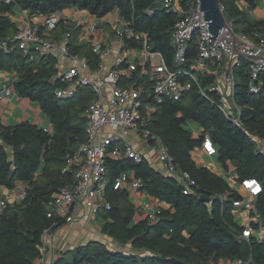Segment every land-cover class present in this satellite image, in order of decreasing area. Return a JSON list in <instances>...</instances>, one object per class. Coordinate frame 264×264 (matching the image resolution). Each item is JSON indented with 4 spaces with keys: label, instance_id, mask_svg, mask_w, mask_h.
Masks as SVG:
<instances>
[{
    "label": "trees",
    "instance_id": "1",
    "mask_svg": "<svg viewBox=\"0 0 264 264\" xmlns=\"http://www.w3.org/2000/svg\"><path fill=\"white\" fill-rule=\"evenodd\" d=\"M246 4V9L239 2ZM264 0H219L226 21L236 34H253L264 38V19L250 12ZM15 7L32 16H46L68 8L84 10L97 18L113 10L132 21L138 32L147 34L149 47L161 53L165 64L176 68L171 33L177 16L153 0H0V71L14 74V91L22 98L39 105L49 118L51 130L22 121L4 125L0 121V184L14 190L27 183L20 203H7L0 213V264H36L42 253L41 237L46 229H56L62 222L46 216L45 204L60 188L73 182L72 173L65 171L66 157L73 154L86 139L83 117L94 94L82 88L69 99H57L54 90L61 86L54 80L58 60L54 55L35 57L27 62L21 51L9 40L18 30L12 20ZM78 29L70 20H61L53 31L54 38L71 33L69 51L88 59L94 67L98 56L90 46L76 45ZM195 42H190L186 61L179 68L189 69L197 58ZM233 100L240 110L238 123L229 121L217 104L220 95L213 89L215 77L198 73V85L193 84L181 99H164L154 105L147 129L159 137L173 157L176 167L186 172L195 185L183 193L185 184L178 178L154 170L146 159L136 163L131 159L105 160V200L110 209L100 211L101 231L121 246L133 251L109 249L101 241L64 252L51 264H226L241 260L243 264H264V240L256 235L248 241L240 239L243 226L233 214L234 201L243 194L230 188L228 182L207 168L197 166L192 152L201 148V140L192 138L189 124L203 129L216 149L218 162L226 172L232 170L237 182L255 179L261 192L255 197L258 222L264 226V89L259 94L248 91L249 70L241 60L234 71ZM203 89L207 98L200 94ZM133 173L143 183L141 191L159 202L154 220H135V208L127 190L114 189L117 178ZM200 196L210 199L200 200Z\"/></svg>",
    "mask_w": 264,
    "mask_h": 264
},
{
    "label": "built area",
    "instance_id": "2",
    "mask_svg": "<svg viewBox=\"0 0 264 264\" xmlns=\"http://www.w3.org/2000/svg\"><path fill=\"white\" fill-rule=\"evenodd\" d=\"M153 1L177 16L171 33L176 68L168 67L161 53L150 49L147 34L136 31L132 21L121 17L116 9L110 12V18L106 15L97 18L79 9L78 14H75L74 26L79 31L78 46H90L92 53L98 56L94 67L90 66L88 59L70 53L71 33L54 38V29L64 18L62 11L46 15L41 24L30 23L25 17L23 24L9 40L27 58V62H32L35 57L48 55L57 58L54 80L61 84L54 90L57 99L73 98L82 88H88L94 94L93 101L83 114L86 120V139L73 154L66 157L62 170L72 173L73 182L69 187L57 190L45 204L46 216L62 222V225L91 223L100 211L110 209L104 196L106 157L131 159L136 163L143 159L131 147L130 136L150 144L168 176L184 182L183 193H189L188 187L194 186V181L186 172L176 167L167 147L159 137L151 134L147 126L154 105L164 99H181L193 84L198 85V73L215 77L213 89L220 97H225L217 106L233 123H238L240 117L233 94L234 71L241 60L248 64V91L259 94L264 89V38L257 34H253V38L236 34L228 21V26L223 27L218 37L214 38L199 10V0ZM219 9L223 12L220 4ZM234 37H237V41ZM193 41L198 51L197 58L189 69H180L186 61L188 45ZM3 45L4 43H0V47ZM199 92L207 98L203 89L200 88ZM226 98L230 102L225 101ZM201 148L208 156L216 154L207 134L202 136ZM128 182V177L123 174L116 179L113 188H123ZM129 183L136 190L143 187L139 179H133ZM239 187L244 196L241 201H234L232 204L236 208L243 207L247 216H250L239 238L248 241L252 235H256L261 242L264 227H253L252 223L258 222L259 218L257 215L251 216V212H255L254 198L261 192V184L255 179H248L242 181ZM24 197L25 189H20L15 194L14 202L20 203ZM5 205L4 201L0 203V213ZM157 213L159 208L146 217L152 221ZM51 230L46 229L42 234V256L36 264L44 259V238ZM226 264L243 262L237 260Z\"/></svg>",
    "mask_w": 264,
    "mask_h": 264
},
{
    "label": "crops",
    "instance_id": "3",
    "mask_svg": "<svg viewBox=\"0 0 264 264\" xmlns=\"http://www.w3.org/2000/svg\"><path fill=\"white\" fill-rule=\"evenodd\" d=\"M239 6L242 9H246V4L243 1L239 2ZM62 12L64 15L63 20H70V22L74 23L75 14H78L77 8L64 9L62 10ZM250 14L255 18L264 19V1L260 2L259 6L252 12H250ZM11 16L17 28H19L23 24L25 17H27L30 23L33 24H41L43 23L45 18V16L40 15L30 17L27 13L23 12L18 7H15L13 9V13ZM106 16L110 18L111 13L107 14ZM85 34L83 36H85ZM75 43L76 45H78V38ZM13 77H15L14 74L0 71V121L4 125H13L15 123L26 121L38 127H43L47 130H51L49 118L42 113L39 105L35 102L30 101L29 99L20 97L14 91L12 85ZM224 98L225 97H220V100H224ZM191 125H193L191 130L192 138L194 140H201L203 136V129L195 123H190L189 126ZM129 143L136 152L141 154L142 157L148 161V163L154 170L168 176L164 167L158 162L155 151L150 144L134 136H130ZM258 146L262 151H264L263 142H259ZM197 152H199L200 154H198ZM191 154L197 166L207 168L210 171L218 174L223 179H225L226 182L229 183L230 188L240 191V183L237 182L235 173L230 169L228 172L224 171L218 162L217 155L208 156L202 148L194 150ZM126 176L128 177L129 182L133 179H136L134 178L132 172H130ZM129 182L122 189L127 190L129 194V201L134 205L135 220L145 218L148 213L155 211L157 208L160 209L168 207L167 204H165L164 202H159L155 198L149 196L146 192L141 191V189L136 190L131 188ZM27 186V183L22 182L18 184L14 190H8L0 184V203L2 201H4L6 204L14 202L16 192L20 189H26ZM240 193L242 192L240 191ZM246 198L250 200L249 197L246 196ZM233 214L236 216V219L238 220L240 225L247 226L250 216H247V212H245L243 207H234ZM137 215H139V217H137ZM102 223L103 220L101 219V217L97 216L96 219L91 223L83 225L69 223L51 230L45 235L44 238L46 246L44 259L38 264H51L67 250L85 245L89 241H101L106 244L109 249L122 250L124 252L133 251L130 246H121L107 234H104L101 231ZM259 227L260 226H258L257 228Z\"/></svg>",
    "mask_w": 264,
    "mask_h": 264
},
{
    "label": "water",
    "instance_id": "4",
    "mask_svg": "<svg viewBox=\"0 0 264 264\" xmlns=\"http://www.w3.org/2000/svg\"><path fill=\"white\" fill-rule=\"evenodd\" d=\"M199 3V10L202 11L203 20L207 21L208 31L214 38L218 37L220 30L228 26L223 12L219 9V0H199ZM234 40L237 41V37ZM234 50L237 52L236 48ZM200 200L210 201L204 196H200Z\"/></svg>",
    "mask_w": 264,
    "mask_h": 264
},
{
    "label": "rangeland",
    "instance_id": "5",
    "mask_svg": "<svg viewBox=\"0 0 264 264\" xmlns=\"http://www.w3.org/2000/svg\"><path fill=\"white\" fill-rule=\"evenodd\" d=\"M225 101L230 102V100H228L227 98L225 99ZM192 127H193V125L190 126L191 130H192ZM197 153L200 154L199 152H197ZM137 217H139V215H137ZM36 263H37V261H36Z\"/></svg>",
    "mask_w": 264,
    "mask_h": 264
}]
</instances>
